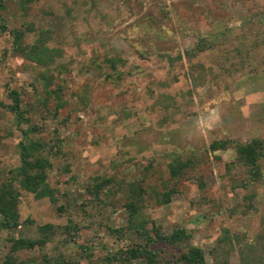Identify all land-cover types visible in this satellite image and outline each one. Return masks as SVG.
<instances>
[{"label": "rangeland", "instance_id": "374dc122", "mask_svg": "<svg viewBox=\"0 0 264 264\" xmlns=\"http://www.w3.org/2000/svg\"><path fill=\"white\" fill-rule=\"evenodd\" d=\"M3 1L0 183H8L20 165L18 144L41 141L52 166L47 183L56 191L57 204L36 200L12 181L21 225L15 232L0 231V264L9 255L14 264H43V256L49 264H104L107 254L134 237L125 234L123 207L131 183L146 191L140 214L161 226L163 234L184 229L205 264H212L210 252L222 231L232 240L258 233L264 217V159L261 180L245 186L247 171L238 164L234 145L264 142V41L254 36L256 28L241 30L236 12H264V0ZM243 15L250 16L246 11ZM29 26L23 46L33 44L39 30H51L48 47L62 50L49 66L14 52L11 32ZM205 33L225 41L193 59L191 64L209 70L199 76L179 57ZM110 58L120 63L115 71L106 63ZM242 66L241 74H232ZM48 81L50 96L43 92ZM13 89L22 99L27 123H16L17 116L7 109ZM44 100L45 106L39 103ZM32 126L37 131H30ZM214 141H227L228 148L213 152ZM175 157L190 158L196 166L164 188ZM99 179L114 181L106 188L113 195L103 199L105 204H96L87 189ZM171 188L170 202L157 206L152 192ZM251 200L256 209L244 211L245 201ZM82 203L86 207L80 212ZM59 206L64 208L61 214ZM69 221L89 252L70 243L69 236L66 241L59 230L43 247L11 251V238L39 239L40 226L63 227ZM119 227L124 236L108 233ZM228 264H239L237 251Z\"/></svg>", "mask_w": 264, "mask_h": 264}, {"label": "trees", "instance_id": "16d2710c", "mask_svg": "<svg viewBox=\"0 0 264 264\" xmlns=\"http://www.w3.org/2000/svg\"><path fill=\"white\" fill-rule=\"evenodd\" d=\"M30 2L31 0L25 1L26 4ZM0 10H5L3 0H0ZM243 10L248 12L250 16L243 17ZM236 14L241 19V30L244 28H256L259 31L254 36L258 37L257 40L261 37L260 40L264 41L262 40L264 38V12L259 13V10L256 8H248L238 10ZM0 29H4V26H0ZM28 31H32V27L29 26L26 29L11 32V36L13 37V50L17 55L38 66H49L57 58L61 57L62 50L48 47L52 40L53 32L51 30H39L35 42L31 45L23 46L22 40ZM223 41H225L224 37L220 38L218 35L212 33H205L204 35L198 36V40L193 48L185 51L182 57H179V60L185 58L190 70L196 71L199 76L209 74V70L203 64L191 63L200 54L216 50ZM257 45L259 44L257 43ZM106 63L112 71H115L117 65L120 64L114 58L106 59ZM243 68L242 66L233 70L232 74H241ZM36 81L41 83V81ZM45 84L46 87L44 86L43 92L47 96H50L51 92L47 90L50 82L48 81ZM53 93L57 95L56 91ZM8 95L12 104L7 109L17 116L16 123H27L28 119L24 117L23 112L20 110L22 99L17 91L14 89L9 90ZM58 102H60V99H58ZM39 103L45 106L47 102L44 100L39 101ZM30 129V131H37L33 126ZM25 137H27V133H24ZM228 145L229 142L227 141H214L211 143L210 149L213 152L226 150ZM18 148L20 165L13 170L14 175L9 179L8 183H0V231L15 232L21 225L17 211L18 195L13 189L12 181L17 180L19 188L31 193L36 200L48 199L52 205L57 204L56 191L52 190L47 183L48 171L52 166L49 159L43 155L44 144L41 141L33 142L30 139H25V142L18 144ZM234 150L237 155L238 164L243 166L247 171L248 183L245 182L243 185L248 186L253 183H258L261 180L260 162L264 159L263 140L252 139L246 143H236ZM118 165V163L115 164V166ZM194 166H196V163L190 158L186 160H182L179 157L173 158L168 164L170 178L163 183V187L167 188L169 187V183L180 180L189 170L194 169ZM113 182L112 179H99L97 183L87 188L96 204H105L103 199L109 200L113 195L111 190H106L107 186L112 185ZM128 187L130 195L123 205L127 212L125 234L129 231L134 233V237H130L129 240L131 241L128 245L121 246L113 254H107L104 264H205L201 249L190 243V237L184 229L177 228L170 234H163L161 226H157L155 222L143 217L140 214V210L144 207L146 191L142 189L143 187L139 183L128 184ZM174 192V188L163 193L154 190L151 197L157 206H163L170 202L171 195ZM83 204L78 207L80 212L86 207ZM245 206L244 211L246 212L255 208L252 200L250 202L245 201ZM56 210L58 214H61L64 208L59 206L56 207ZM26 223L30 224L31 222L28 221ZM123 229V227L109 228L108 233H117L122 237L125 235ZM38 230L41 235L39 239L28 240L19 238L13 240L11 238L13 243L11 245V251L30 250L36 246L43 247L50 238L49 236L52 238L58 230L60 234L62 232L65 233L67 236L66 241L69 236L68 241L76 244L83 252H89L91 250L87 248L83 239L77 235L79 232L78 227L71 223V221L63 227L44 224ZM235 238L236 240H232L225 230L222 231L217 239V247L210 252L212 264H228L229 255L233 254L234 251L238 253L239 264H264V217L260 222L258 233L253 238L246 237L243 240L237 237ZM5 264H14L10 255L6 256ZM18 264L25 263L19 262ZM43 264H49V260L45 256H43ZM56 264H75V261L61 263L57 261Z\"/></svg>", "mask_w": 264, "mask_h": 264}]
</instances>
